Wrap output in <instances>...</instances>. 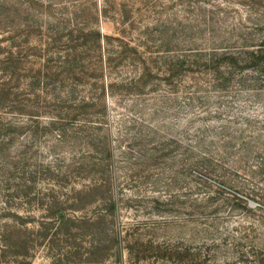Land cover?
<instances>
[{
    "label": "rangeland",
    "instance_id": "1",
    "mask_svg": "<svg viewBox=\"0 0 264 264\" xmlns=\"http://www.w3.org/2000/svg\"><path fill=\"white\" fill-rule=\"evenodd\" d=\"M90 28L124 38L161 65L170 52L235 35L264 37V0H0V81L10 80L25 101L33 99L30 69L49 63L47 55L57 59L50 65L66 72L74 64L91 65L96 53L79 38ZM111 47L104 42L106 55ZM106 67V83L117 81L106 93V110L98 105L79 122L54 126L44 99H33L35 107L26 104L27 110L13 109L15 95L0 101V224L10 219L6 213H19L38 229L50 214L45 205L27 202L24 185L36 186L40 198L58 173L48 164L64 169L89 160L95 170L109 171L115 216L93 224L106 213L103 190L82 197V210H67L76 217L71 226L80 225L67 239L31 248L30 263L0 264H193L194 257L212 264L264 263V72L249 88L231 77L218 89L197 68L172 84L154 77L139 91L126 82L140 72L132 61ZM92 79L56 78L36 88L88 94ZM63 126L66 137H59ZM62 183L55 188L68 192L65 186L81 188L84 180ZM92 241L102 242L106 262L84 261Z\"/></svg>",
    "mask_w": 264,
    "mask_h": 264
},
{
    "label": "trees",
    "instance_id": "2",
    "mask_svg": "<svg viewBox=\"0 0 264 264\" xmlns=\"http://www.w3.org/2000/svg\"><path fill=\"white\" fill-rule=\"evenodd\" d=\"M79 38L83 40V45L86 48H91L95 51L96 62H92L89 66L74 64V66L70 68L73 69V71L66 72L68 69H65L64 66H58L57 63L55 65H50V60L56 61L57 59H55L53 55H51V57L47 55L46 59L49 63H43L40 66L30 69V71H32L31 82L33 84L34 96L31 93L29 94L35 101L44 99L46 103L51 106L54 113L50 117V120L51 123H54V126L64 125L71 121L79 122L81 116L94 114L96 111L93 110L98 105L104 106L106 110V93L108 92V88L110 86L113 88L117 82L114 80L106 83L104 74L105 68H107L106 65L112 71L119 63L132 61L140 72L126 82H129L135 88H139V91L144 90L147 86H152V78L154 77H159L160 75L164 76L165 82L172 84L176 78L185 75L186 72L194 71L197 68H203L206 73L208 72L207 74L212 76V81L218 89H225L231 77H233L232 79H236V84L249 88V86L255 84L253 82L256 81L255 77L259 76L257 74H262L264 72V37L255 39L250 34L235 35L233 39H231L232 37L229 39L226 38L220 43H213L211 46L193 49L188 52H170L163 57L164 64L161 65H159L158 58L152 55H146V53L141 51L137 46L131 45L130 42L126 41L124 38L107 34L99 28H90L87 29V31L82 30ZM114 39L120 40V45H116L113 41ZM58 40V38H55L51 43L55 44ZM104 42L107 43V45L110 43L112 46L110 49L108 48L107 55L103 49ZM51 43L48 45L47 50L52 48ZM58 54H60L58 55L59 61H62L61 53ZM71 76H76L78 81L93 78L90 83L91 91L88 94L81 93V95H78L74 89L62 92L61 90H44L43 88L40 91L42 93H40L38 91L40 89L36 88L37 85H43L44 83L53 84L56 82V78L65 81L66 79H70ZM0 82V101L6 98L12 100L15 95L17 97H15L16 101L11 105L13 109L18 108L20 110H27L26 104L30 103L35 107L32 98L29 97L25 101L19 98V95L13 91L10 80L7 79ZM150 82L152 83L149 85ZM43 93L44 96L42 95ZM30 114L33 116L35 113ZM59 128V137H66L67 130L65 126ZM89 163L88 165L85 161L73 163V167L70 166L69 168L72 167L71 169H74V171L69 169L68 166L64 169H58L54 165L48 164L47 169L51 170L53 167L58 173L55 175L53 183L50 184V186L54 187H48L42 197H40L42 200L46 198L47 201H38V199H40L38 197L40 190L36 189V186L24 185L23 190L26 192L27 196L31 195V197H27V202L29 204L33 203L36 206L45 205V210H47L50 215L45 221H41L39 228L35 230L28 227V223L26 224L27 217H23L19 213H6L7 216L10 215L11 217H8L10 219L0 224V263L9 262L11 260H15L19 263H30L29 261L27 262V259L30 256L31 248L33 249L37 245H42L44 243H51L52 246V244L54 245L56 242V239L62 236L67 239L66 236L72 232V228L76 229L80 227V225L79 227L78 225L72 227L76 225V217L68 216L67 210H82L77 207L85 206L77 204L78 202L81 203L82 197H87L89 195L95 196L99 190H103L100 200L103 201V204H106L104 209L106 213L96 216L93 224H95L97 220L100 223L102 219H104L102 215H107L112 218L115 216L118 200H116L113 195H108L109 189L107 183L110 181V178L107 174L109 171L107 169L97 171L94 169L97 164L90 160ZM93 163L96 165L94 166ZM73 177H82L84 183L81 188L65 186L64 188L71 196L68 195V192H63L55 188L59 186L62 181L71 180ZM36 200L38 203H34ZM73 201H75V203H71ZM30 221L32 220H28V222ZM85 222H88V220ZM23 226L25 227L24 231L21 229ZM110 232L112 233V240L114 239V243L116 245H121L119 232H113V230ZM101 244V241H92L91 248L87 251L90 255L84 259V261L90 263L106 262L107 253L101 252ZM19 247L23 249H18ZM109 248L110 245L107 246V250H109ZM108 254L111 253L108 251ZM193 261V264H212L208 259L201 261L194 257Z\"/></svg>",
    "mask_w": 264,
    "mask_h": 264
}]
</instances>
